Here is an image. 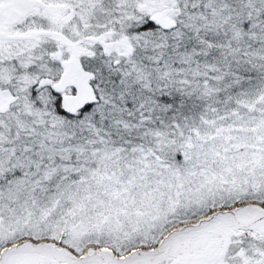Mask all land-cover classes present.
Here are the masks:
<instances>
[{
  "label": "snow or ice",
  "instance_id": "snow-or-ice-1",
  "mask_svg": "<svg viewBox=\"0 0 264 264\" xmlns=\"http://www.w3.org/2000/svg\"><path fill=\"white\" fill-rule=\"evenodd\" d=\"M0 264H264V0H0Z\"/></svg>",
  "mask_w": 264,
  "mask_h": 264
}]
</instances>
